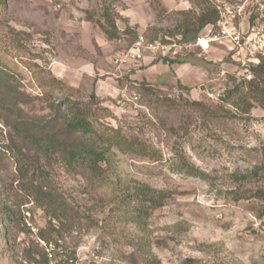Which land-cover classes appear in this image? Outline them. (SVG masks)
Here are the masks:
<instances>
[{"label":"rangeland","instance_id":"rangeland-1","mask_svg":"<svg viewBox=\"0 0 264 264\" xmlns=\"http://www.w3.org/2000/svg\"><path fill=\"white\" fill-rule=\"evenodd\" d=\"M213 3L233 5L242 26L264 29V0H0V67L21 92L22 115L44 116L51 101L67 95L92 102L96 93L90 105L98 133L113 135V127L144 148L116 151L113 167L91 184L82 167L69 166L59 153L37 162L34 144L12 127L15 114L0 107V264H42L25 255L36 248L33 230L28 235L8 221L4 204L25 209L23 220L34 228L49 227L51 209L33 204L18 184V157L29 175L63 197L58 205L65 210L53 221L57 231L47 235L63 239L71 252L88 246L99 264H264V176L233 180L234 172L264 163V108L246 97L249 84L242 80L230 93V80L223 98L208 97L206 89L221 83L222 62L199 47L181 56L207 73L191 79V87L179 85L188 96H177L173 83L136 85L111 64L138 29L155 26L173 36L185 13L199 14ZM220 46L215 60L228 52ZM13 144L27 157L11 150ZM137 183L167 194L165 204L143 219L145 231L122 215L125 188Z\"/></svg>","mask_w":264,"mask_h":264},{"label":"trees","instance_id":"trees-1","mask_svg":"<svg viewBox=\"0 0 264 264\" xmlns=\"http://www.w3.org/2000/svg\"><path fill=\"white\" fill-rule=\"evenodd\" d=\"M109 17L108 13H105V17ZM220 10L217 4H207L203 11L199 14L187 12L184 19H182L176 27V34L183 36L185 41L196 40L200 32L208 24H216L220 18ZM110 19V17H109ZM108 20V19H107ZM111 20V19H110ZM111 29L116 30V23L112 21L110 23ZM110 37H117L115 31H109L105 29ZM148 39H156L159 37H165L161 31L155 26L146 27L143 30H137L134 40L139 36V33ZM172 34V33H171ZM173 35V36H175ZM130 42V44L132 43ZM164 62H180L179 59H167ZM225 61H229L226 58ZM255 77L250 81L244 79H235L233 82L235 86L230 87V93L239 90V82L244 81L249 84L248 93L246 97L252 99L255 102H260L262 108H264V61L253 67ZM7 71L0 67V107L12 111L15 114V121L11 123V118H7V123L12 124L13 129L21 134L24 138L30 139L35 146V151L39 155L35 156L36 161H40V156L50 158L53 154L59 153L60 160L67 163L69 166L82 167L85 172L86 181L91 184H95L97 179L104 178V172L106 169L113 167V158L116 151L124 153L131 152L136 154L141 152L144 148H139L137 140L123 134L121 130L110 128L114 133L113 135H107L105 132L98 133V129L95 127L93 121L91 105L97 101L96 93L90 95L92 102H84L79 99H73L70 95L62 98L54 99L50 102L51 112L41 117H29L22 115L20 109V98L17 96L21 92L16 89L8 79ZM229 93V94H230ZM91 104V105H90ZM251 107V104H249ZM11 150L15 149L20 154L27 157V155L21 150L20 146L13 144L9 146ZM22 158L18 157L19 166L17 167L18 184L22 190L25 191L27 198L35 205L48 212L51 209L50 221L48 230L39 228L38 235L46 239H52L47 232L53 234L57 231V228L53 225L55 219H60L61 210H65L58 204L64 203V199L61 196H55L47 185H43L37 182L35 175H29L27 165L22 162ZM40 170L39 175L43 176L45 180L46 171L40 166L37 168ZM264 176V163L255 165L247 171H236L233 174V180L239 183H247L253 179L261 180ZM43 179V177H40ZM128 191L127 198L122 200L125 223H133L139 230L145 231V225L143 219L148 217L151 211L162 207L165 204L167 194L165 191L158 190L147 184L137 183L133 186H127ZM130 190V191H129ZM130 192V193H129ZM260 192L263 193L264 189ZM116 193L109 194L110 200H115ZM23 205V204H22ZM19 206V205H18ZM131 206V208H129ZM3 209L6 211V218L8 221H15L18 225H21L22 229L26 230L28 235H32V231L27 227L23 215V211L20 207L13 208L10 205L4 204ZM60 210V211H59ZM35 236V235H34ZM8 239V235L3 237ZM36 248L29 247L25 253L29 260H42V264L48 262L46 255L38 248L35 239L33 240ZM30 256V257H29ZM39 258V260H38Z\"/></svg>","mask_w":264,"mask_h":264},{"label":"built area","instance_id":"built-area-1","mask_svg":"<svg viewBox=\"0 0 264 264\" xmlns=\"http://www.w3.org/2000/svg\"><path fill=\"white\" fill-rule=\"evenodd\" d=\"M217 7L221 15L218 22L205 26L196 40L185 41L180 34L148 40L140 32L131 45L111 56L112 66L121 71L123 75L119 76H131L141 71L147 63L163 61L165 58L180 59L186 50L193 51L198 47L207 53L211 43L224 44L228 51L225 59L212 60L214 63L222 62L217 73V80H221V83L212 85L205 91L210 98H223L233 78L250 81L255 77L253 67L264 61V29L256 24L242 26L236 19L239 13L233 5L220 3ZM205 29L209 32L204 33ZM226 58L229 61H225ZM212 82L215 84V79ZM173 91L177 96H188L181 87H174ZM25 220L26 225L34 232L38 248L47 257L46 264H99V256L94 249L79 246L75 252H71L63 239L40 237L39 229L34 228L26 217ZM84 250H87L86 254L83 253Z\"/></svg>","mask_w":264,"mask_h":264},{"label":"crops","instance_id":"crops-1","mask_svg":"<svg viewBox=\"0 0 264 264\" xmlns=\"http://www.w3.org/2000/svg\"><path fill=\"white\" fill-rule=\"evenodd\" d=\"M207 29H209V27H207ZM207 29H205V32H209V30ZM216 45L220 46L224 44H219L217 42H213L210 44L207 54H210L211 56L213 55V59H215L216 50L223 48L222 46H220L221 48L216 47ZM224 55L225 54L218 56L219 58H217L216 60L222 59ZM183 59H185V61H183ZM186 59L187 58L181 57L179 59L180 62L173 63L164 61L147 63L141 71L134 73L130 77L132 78L133 83L136 85L146 81L147 85L158 86L161 88L167 87L166 85L168 83H173L174 87H180V84L191 87L194 85V83H190L191 79L202 80L203 77L207 76V73L203 66L195 64L192 61ZM212 79L214 80V78ZM196 92L197 88L195 90L192 89V94H195Z\"/></svg>","mask_w":264,"mask_h":264}]
</instances>
